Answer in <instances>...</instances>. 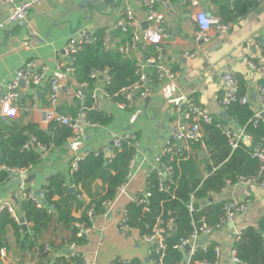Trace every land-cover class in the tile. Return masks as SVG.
<instances>
[{
  "label": "trees",
  "instance_id": "1",
  "mask_svg": "<svg viewBox=\"0 0 264 264\" xmlns=\"http://www.w3.org/2000/svg\"><path fill=\"white\" fill-rule=\"evenodd\" d=\"M258 3L256 0H219L216 16L220 18L222 24H227ZM107 33L104 28L96 29L91 33L92 39L83 43L76 53L73 61V80L68 82V85H73L76 90L80 84H84L81 87L83 100H76V103L72 101L68 111L59 108L62 114L74 116L83 106L86 121L92 124L105 123L110 119V114L106 109L94 107L93 97L94 93H98L97 85L101 80L92 77L91 73L106 70L109 77L104 87L109 97L106 99L111 103L123 101L120 89L132 85L139 79L138 65L142 61L143 54L156 55L154 45H146L144 52L138 55L136 51L125 55L119 50L133 36V28L130 26H126L125 29L116 27L113 41L106 46L103 37ZM145 71L150 87L156 88L159 82L156 79L154 65L147 64ZM236 77L239 83L238 96L245 95L244 85L237 74ZM258 83L264 87V77H260ZM138 95V92L134 94L135 97ZM24 103V98L20 99V104L24 105ZM225 111L228 118H223L218 113L214 114L211 122L201 123V138L190 143L189 150L185 151V158L171 162L172 178L171 181L163 182L166 184L165 188L160 187L156 171L149 172L144 190L149 192L145 211L134 201L126 205L127 224L138 229L140 235L151 233L157 221L161 222L159 226L164 229L165 235L162 264L178 263L182 258V252L174 246L180 239L190 235L194 224H199L201 219H205L209 224L217 222L225 204L232 201L219 198L223 189L237 184L240 176L258 175L259 160L253 152L254 146L258 144L264 152V118L259 119L256 124L252 122L256 109L251 98L246 103H241L239 100L231 102ZM218 124L230 125L241 130L250 139L241 138L237 146L231 148L227 136ZM130 133L134 135V139H124L119 148L113 147L111 150L113 156L106 165H104L105 158L90 151L77 162L74 170L71 169L72 158L65 174L60 172L50 174L42 186V196L38 197L40 207L30 199L22 198L21 201H16L17 213L26 223H30L26 231L23 230L21 223L15 221L7 209L3 208L0 211V249H5L9 254L13 253L14 257L17 254L22 257L25 254L37 253L40 258H44L51 248H56L52 242L39 241L44 230L52 222L59 224L61 231L67 233L59 246L60 249L68 248L70 245L76 247L86 245L88 241L83 236L77 235L78 227L75 223L91 226L93 217L88 215V209L92 207L94 216L102 213L104 203L115 197L118 186L126 180L138 142L137 135ZM72 137L71 128L57 121H50L45 126L31 121L11 120L9 125L0 121V187H6L14 179L15 174L12 169H26L29 172L38 166L43 157L39 145L46 146L49 153L64 148ZM32 139L37 146L30 144L25 148L23 145ZM204 146L210 152L212 160V165H206V175L203 173L200 160ZM71 187L75 189V193L71 192ZM26 189L31 190L28 187ZM139 195L142 196L143 193ZM191 195L193 196L192 212L189 211ZM210 197L212 200H209ZM76 210H80L78 217L73 214ZM169 223L172 224L171 229H168ZM214 245L216 244L208 242L205 248L198 246L188 264L217 261ZM231 246L236 261L230 264H264V213L259 217L256 225L242 228L233 238ZM64 256L61 257L63 259H59L63 264H84L78 253L72 252L66 256L67 259ZM140 263V259L132 258L129 264Z\"/></svg>",
  "mask_w": 264,
  "mask_h": 264
},
{
  "label": "crops",
  "instance_id": "2",
  "mask_svg": "<svg viewBox=\"0 0 264 264\" xmlns=\"http://www.w3.org/2000/svg\"><path fill=\"white\" fill-rule=\"evenodd\" d=\"M218 1L201 0L198 7L192 8L176 0H162L156 7L163 13L165 28L171 33V40L166 43L164 59L172 64L175 63L171 58L180 61L182 66L178 76L171 82L158 83L151 95L145 98L148 101L136 100L132 107L126 109H121L103 98L98 90L103 109L110 114V119L101 124L86 125L79 139L68 141V147L45 154L36 167L33 180L23 184L32 191L42 190L50 174H65L68 171L74 156L99 147L109 148L110 141L115 136L127 132L137 135L133 178L112 212L104 218H94L92 236L87 244L72 251L78 253L82 260L84 257V264H109L113 255L145 258L144 246L138 242H130V232L119 229V212L127 205L129 196L144 192L146 177L154 163V156L169 136L172 122L181 116L183 95L193 96L198 104L209 108L213 114L220 113L217 97L223 90L222 74L225 70H230L241 79L246 94L250 96L255 109H258V98L253 95L260 77L248 68L243 56L257 58V61L264 52V0L227 23L229 26L226 31L219 33L213 30L207 40L198 39V27L193 14L202 9L216 15ZM126 6L133 10L140 28L144 27L145 7L141 0H43L30 9L20 25L7 21L12 5L6 0H0V24L4 25L0 28V84L12 78L23 63L31 61L35 69L44 67L48 75L56 76L63 85L57 111L60 112L59 108L68 111L71 102L76 103L75 99H69L65 93L75 90L73 85H68L73 79H66L62 72L55 68L64 43L77 29L92 33L98 28H104L109 33L115 28L119 15ZM135 51L137 55L143 53L140 47ZM185 52L193 53V56L185 58ZM140 56L142 58V55ZM73 84L75 85L74 81ZM47 92V83H41L36 90L37 107L47 106ZM29 95L28 86L21 87L20 99L24 98L25 103L21 104L22 107L13 118L3 117L4 124L9 125L11 120L39 122L37 112L30 107ZM210 156L204 146L200 155L204 175L207 174L206 165H212ZM20 191V184L0 187V205L8 203L18 210L15 202L21 201ZM219 198L250 200L249 208L244 213L236 215L230 225L228 223L226 227L212 232L208 239L222 248L219 264H230L234 236L245 226L256 225L264 213V188L237 183L223 189ZM73 214L78 217L80 210L74 211ZM26 225L29 229L30 223ZM66 235V232L61 231L59 224L52 222L39 239L47 243L52 242L56 247L51 248L47 256L40 258L34 253L22 257L17 254L14 257L13 253L9 254L4 249L5 255H0V264H63L59 259L72 253H66L69 247L59 248Z\"/></svg>",
  "mask_w": 264,
  "mask_h": 264
},
{
  "label": "built area",
  "instance_id": "3",
  "mask_svg": "<svg viewBox=\"0 0 264 264\" xmlns=\"http://www.w3.org/2000/svg\"><path fill=\"white\" fill-rule=\"evenodd\" d=\"M43 0H6V2L12 5L11 13L9 14L7 21L12 24L20 25L25 20L27 13L35 5L39 4ZM143 6L145 7V17L144 22L145 26L140 28L138 20L134 17L133 10L126 6L120 13L119 18L115 24L116 27H122L125 29L126 26L136 28L133 30V36L131 40L125 43L120 47V51L125 55L130 54L132 51H135L138 47L144 49L146 45H154L156 55H148L147 53L143 54L142 61L139 62L138 72L139 79L128 87H122L120 93L123 96V101L112 102L114 105L121 109L130 108L134 105L136 100H143L151 95L153 88L150 87V81H147V73L145 71L147 64H152L155 67L156 79L159 83L162 82H171L173 81L179 73L180 67L182 66L180 61L176 58H171L175 63L172 64L167 62L163 55L165 52L166 43L171 40V33L165 28L164 15L162 12L158 11L157 5L162 2V0H141ZM188 7H198L201 0H176ZM261 1V0H256ZM193 19L198 27V39L207 40L211 31L215 30L217 32H224L228 29V24H222L220 18L214 14L208 13L202 9H198L193 14ZM4 25L1 23L0 28H3ZM114 28V29H115ZM91 33L84 29H77L74 31L64 43L61 53L56 60L55 68L62 72L66 79H73L72 75L74 72L73 61L78 50L81 48V45L88 40H91ZM104 45H110L109 33L103 37ZM193 56V53L185 52L183 57L190 58ZM244 61L248 65V68L254 71L259 77H264V54H262L257 61H254L249 56H243ZM92 77H98L101 81L97 85V92L94 93L93 97L95 98V105L97 109H103V101L99 97V91L103 98H109L106 92L104 91L105 85L109 81L107 71L102 72L93 71L91 73ZM24 81V85L30 90L31 101L30 107H33L37 112L39 122L43 125L48 124L50 121H57L60 124L67 125L71 128L73 132V137L71 140H77L81 137L84 127L86 125H94L86 121V115L84 107L81 106L80 109L75 113L74 116L70 114H62L57 111V106L59 104L60 97L63 92V85L58 81L57 77L54 75H48L44 67L40 69H35L31 61H27L21 65L15 72L12 78H10L6 83L0 84V116L13 118L20 107V96H21V86L19 81ZM46 82L48 85L47 92V106L37 107L36 106V90L41 83ZM223 90L221 94L217 97L218 104L221 108V111H225L227 106L236 100H239L241 103H246L249 101L250 96L248 94L238 96L239 92V83L236 77V74L230 70H225L222 74ZM84 84H80L79 88L76 90L66 91L65 93L69 99H75L82 101L83 94L81 87ZM99 88V89H98ZM138 92V97H135L134 94ZM255 97L258 98V109H256L252 122L256 124L259 119L264 118V87L258 85L255 90ZM181 116L172 122L169 128V136L163 141L158 153L154 156V163L150 171L155 170L158 180L160 181V187L165 188L166 180L171 181L173 168L172 161L178 160L180 158H185V151L189 150L190 143L198 141L201 138V123L202 122H211L214 114L212 111L200 104L190 95H183L181 98ZM222 132L227 136L228 142L231 148L237 146L238 141L241 138L250 139L246 136L243 131L237 130L230 125L218 124ZM124 139H134V135L130 132L115 136L112 139V146L108 147H99L93 150H88L82 154L76 155L73 157L71 163V169L74 170L77 166V162L83 159L88 155L90 151H93L95 155H101L105 159H110L113 156L112 148L120 147L121 142ZM32 144L37 146L36 143L27 141L23 146L25 148L29 147ZM137 145V144H136ZM39 150L43 153V156L47 154L48 148L44 145L38 146ZM253 155L256 156L259 160V171L256 177H243L238 178V183L247 185V186H259L264 188V152L261 148V145L254 146ZM134 159V158H133ZM3 169H6L5 166H2ZM133 160L131 161L127 174L126 180L118 186L116 190V195L112 200H108L104 203V211L97 215H93L92 207L88 209V215L94 218L100 217L104 218L106 215L110 214L115 207V204L119 198L124 194L125 188L129 181L133 178L134 173H132ZM16 177L27 176L28 171L26 169H12L11 170ZM149 171V172H150ZM149 174V173H148ZM148 176V175H147ZM20 184V194L21 199L26 198L34 201L38 207L41 206L38 201V196L34 191H27L26 187ZM149 196V192H143V195L139 194L131 195L128 197V202L134 201L137 204L142 206V210H146V197ZM193 196L191 195L189 201V211H193L192 207ZM250 205L249 198L242 199L240 201L232 200L225 204L224 211L219 215L218 220L215 224H209L205 219H201L199 224L193 225V230L187 238L180 239V241L174 246V248L179 249L182 252V258L178 261L177 264H188L191 260V257L198 246L206 247V244L209 242L202 241V239L208 238L212 232L217 231L226 227L228 223H231L236 215L244 213ZM6 208L10 213L12 218L20 222V217L14 207L10 206L8 203H3L0 205V211ZM25 222V221H24ZM26 223V222H25ZM161 222L157 223L152 227L151 233L149 234H139V230L133 228L127 224V208L126 205L122 207L119 212V221L118 227L121 231H126L127 233L137 232L139 235L138 243L144 246L146 253L145 258H140V264H162L163 249L165 248L163 239H164V229L159 226ZM78 227L77 235L83 236L87 241L92 236V225L86 226L84 223H75ZM171 223L168 225V229H171ZM238 232L236 235H238ZM235 235V236H236ZM234 236V237H235ZM186 246H189L188 251L185 250ZM76 246L70 245L69 249L73 251ZM214 252L218 257V260L214 263L208 262H198V264H219L220 258L222 257V248L220 245H214ZM0 255H5V250L0 249ZM133 257H125L119 255H113L110 258L109 264H129L130 260ZM235 252L231 250L230 263L235 262ZM84 262V257H83Z\"/></svg>",
  "mask_w": 264,
  "mask_h": 264
},
{
  "label": "water",
  "instance_id": "4",
  "mask_svg": "<svg viewBox=\"0 0 264 264\" xmlns=\"http://www.w3.org/2000/svg\"><path fill=\"white\" fill-rule=\"evenodd\" d=\"M163 1H166V0H163ZM143 26H145V23H144ZM114 32H115V29H111V30L109 31V37H110V41H111V42L113 41ZM201 40H202V39H201ZM203 41H204V40H203ZM19 84H20L21 87H24V81L20 80V81H19ZM63 89H64V88H63ZM253 97H255V94L253 95ZM20 98H21V96H20ZM145 101H148V99H145ZM219 116H221V117H223V118H228V116H227V112H226V111H221V112L219 113ZM0 121H4V118L1 117V116H0ZM232 125L235 126V124H234L233 122H232ZM68 146H69V144H67L65 147H68ZM110 146H112V141H110ZM108 161H109L108 159H105V161H104V165H106ZM35 172H36V168H32V169L28 172V174H27L26 177H24L23 179H22V177H17V178H15V179H13L12 181H10V182L8 183V186H11L12 184H21L22 182L25 183V184H28L29 182H31V181L33 180L34 175H35ZM102 172H103V170L101 171V173H102ZM70 190H71V192L75 193V189H74L73 187H71ZM34 192H35V194H36L38 197H41V196H42V190L37 189V190H35ZM209 200H212V197H210ZM203 203H204V202H203ZM19 220H20V222H21V225H22V227H23V230L26 231L28 228H27L26 223L24 222V218H23V217H20ZM230 224H231V223H229V225H230ZM259 232H261V231L259 230ZM207 240H208V238H205V237L202 239V241H204V242H206ZM188 249H189V246H186L185 250L188 251ZM71 252H72V250L69 249L66 253H71ZM145 260H146V258H145Z\"/></svg>",
  "mask_w": 264,
  "mask_h": 264
},
{
  "label": "rangeland",
  "instance_id": "5",
  "mask_svg": "<svg viewBox=\"0 0 264 264\" xmlns=\"http://www.w3.org/2000/svg\"><path fill=\"white\" fill-rule=\"evenodd\" d=\"M139 239L140 238H139V235H138L137 232H131L129 234V240H130V242H132V243L136 242L137 243L139 241ZM134 244H133V247H134Z\"/></svg>",
  "mask_w": 264,
  "mask_h": 264
}]
</instances>
